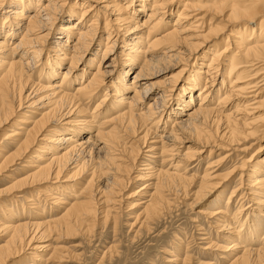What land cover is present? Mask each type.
I'll list each match as a JSON object with an SVG mask.
<instances>
[{
    "label": "bare ground",
    "instance_id": "6f19581e",
    "mask_svg": "<svg viewBox=\"0 0 264 264\" xmlns=\"http://www.w3.org/2000/svg\"><path fill=\"white\" fill-rule=\"evenodd\" d=\"M263 137L264 0H0V264L77 261L128 197L139 229L193 198L203 251L264 264Z\"/></svg>",
    "mask_w": 264,
    "mask_h": 264
},
{
    "label": "rangeland",
    "instance_id": "374dc122",
    "mask_svg": "<svg viewBox=\"0 0 264 264\" xmlns=\"http://www.w3.org/2000/svg\"><path fill=\"white\" fill-rule=\"evenodd\" d=\"M261 143L264 144V137L262 138ZM244 146H246V144H244ZM207 151L208 149L203 155L207 154ZM242 152V154L248 157L251 154V151ZM247 153L249 154L247 155ZM261 156H263V154ZM204 163L205 162L202 163V169L204 167ZM202 169L196 170V172H198L197 175L202 171ZM221 173H224V170H219L217 172V174ZM141 182L143 181H138V184ZM4 184L5 183L2 184V187ZM134 185L135 184L133 183V186ZM133 186L132 189H136V185L134 187ZM194 190H192V192H194ZM132 191L129 189L128 191L125 190L127 193H131ZM136 198L138 197L123 198L124 200L121 199L122 202H125L118 209V226L116 229L112 228V224L104 225L102 222L93 227L92 231H90L88 235L84 234L83 236L82 234L67 240L66 243L68 246L76 244V246L72 247L73 249L71 248V250L74 253L79 254V259L77 261L71 260L65 264H172L170 257L171 253L166 254L163 253V251L165 249H169L172 254L176 253L175 249H173L174 246H177L175 243L178 245L180 243L181 245L179 248L182 250L181 257L184 256V252H188L191 257V261L193 258V264H196V261L198 260V262L223 264L222 261L227 260L219 259L218 254L223 253V251L221 249H217L216 247L212 248V250L208 248L203 251V248L207 245L206 242L208 240V236L211 237L214 242L216 241L218 245H225L227 242L221 241V239L217 236H221L223 231L218 230L215 225L213 227H209L210 225L208 223L204 224L202 222L200 219L202 218L201 215L197 213V210L201 207V205H190L193 198L183 200L182 204H177L176 202L172 204L173 206H169L166 212L164 210L158 219L149 224L148 229H139L137 228L138 226H132L131 228L130 226V224L134 222L135 215L141 210L139 207L130 209L126 206V201H135ZM224 200L225 197L223 198V201ZM234 208L235 207L233 206L232 210H234ZM131 212L135 213L128 215V213ZM200 224H204L202 227L204 226L203 228L207 231L198 230L197 225ZM201 231L202 233H200ZM112 232H114V234ZM206 232H209V235L204 234ZM174 236H177L178 238L180 237V242H178ZM259 238L260 237L258 236V239ZM109 246H115L117 255L115 254L112 259L106 257L104 258V261H100L99 257L101 259V255H103ZM227 257L229 258L230 256Z\"/></svg>",
    "mask_w": 264,
    "mask_h": 264
}]
</instances>
